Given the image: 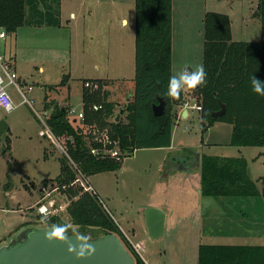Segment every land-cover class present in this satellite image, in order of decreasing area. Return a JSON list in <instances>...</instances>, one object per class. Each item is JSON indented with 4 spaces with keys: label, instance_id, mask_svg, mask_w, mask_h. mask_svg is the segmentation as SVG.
I'll use <instances>...</instances> for the list:
<instances>
[{
    "label": "rangeland",
    "instance_id": "1",
    "mask_svg": "<svg viewBox=\"0 0 264 264\" xmlns=\"http://www.w3.org/2000/svg\"><path fill=\"white\" fill-rule=\"evenodd\" d=\"M258 1L173 0L172 75L185 67L194 70L203 65L204 17L208 11L229 15L232 39L259 41L262 22L256 15ZM63 4L65 15L83 6V9L88 8V14L72 20L66 29L64 26L38 29L26 25L20 28L17 37L6 31L9 36L1 47L7 52L19 50L16 73L19 71L22 77L16 81L33 107L43 113L46 94L59 104L70 98L73 106L81 109L83 88L89 91L84 87L85 79L101 78L106 81L103 82L107 89L104 100L115 104L113 112L103 114V120L117 121V114L123 110L120 119L126 121L124 108L135 77V0H63ZM63 23L66 24L65 20ZM5 62L13 68L10 59ZM29 85L31 90H28ZM7 90L16 103L23 99L14 83L9 84ZM102 90L101 95H104ZM184 93V102L188 101L191 106L187 107L189 115L181 111L186 107L184 103L177 107L170 145L173 150L169 146L136 148L118 159L121 161L118 169L88 175L102 205L149 264H198V246L202 242L264 243V146L231 144L232 124L223 120L215 121L203 131L202 110L194 105L202 104L200 95L193 88H185ZM32 105L21 103L11 112L0 107V245L9 243L30 224L47 227L57 224L52 222L54 215H45V218L38 212L36 203L46 194L58 203H69L56 178L60 172V157L65 153L49 139L45 147L49 158H43L42 145L46 144L47 136H40L38 131L45 126ZM8 124H11L10 131ZM91 124L100 130L108 125ZM61 139L65 142L66 136ZM186 147L209 155L243 156L250 176L257 181L263 195L206 196L198 177L193 181L197 184L200 179L202 198L199 199L200 193L185 179L173 180V188L183 195L175 198V217L166 221L164 235L152 239L143 210L158 196L167 165L175 166V154L168 156L170 150L176 152ZM74 172L76 179L78 175ZM43 176L47 178H41ZM164 180L166 184L168 177ZM74 181L71 184L85 190L79 181ZM184 183L187 186L181 189ZM187 201L194 212L190 220L182 217L188 214ZM58 214L69 232L88 237L102 234L98 229H82L72 224L67 208Z\"/></svg>",
    "mask_w": 264,
    "mask_h": 264
},
{
    "label": "trees",
    "instance_id": "2",
    "mask_svg": "<svg viewBox=\"0 0 264 264\" xmlns=\"http://www.w3.org/2000/svg\"><path fill=\"white\" fill-rule=\"evenodd\" d=\"M258 10L262 22L259 41L232 39L229 15L217 11L206 12L203 43L206 82L193 88L202 102V130L208 129L217 120L230 122V143L237 146H264V96L253 92L251 86L253 75L264 81V0L258 1ZM61 24V0H0V26L10 34H15L26 25ZM172 24L173 0H135V77L134 87L128 94L124 108L127 110L126 121L103 120V114L113 112L115 106L112 101L104 100L106 91L104 95H101V90L93 93L83 91L86 121L109 124L112 136L118 139L125 155L136 148L168 147L172 144L177 107L184 103L185 98L184 89L176 97L167 94L169 77L172 75ZM94 80L106 82L101 78ZM159 96L166 98L167 106L162 115L156 116L153 104L158 102ZM221 102L226 104V112L214 117L212 113L220 109ZM91 103H103V108L90 110ZM67 107L54 106L47 121L57 136H66V149L72 159L88 175L118 169L121 166L118 159L99 158L90 153L82 130L67 116ZM74 170L68 155L61 156L60 172L56 178L62 192L69 198L67 213L70 222L82 229H98L102 234L117 233L135 257V264H148L102 205L97 194L71 184L75 179ZM200 177L202 193L206 196L263 195L257 181L250 176L243 156L203 153ZM52 222L62 224L64 221L59 214H55ZM198 264H264V244L202 242L198 246Z\"/></svg>",
    "mask_w": 264,
    "mask_h": 264
},
{
    "label": "water",
    "instance_id": "3",
    "mask_svg": "<svg viewBox=\"0 0 264 264\" xmlns=\"http://www.w3.org/2000/svg\"><path fill=\"white\" fill-rule=\"evenodd\" d=\"M256 15L260 16V12L257 11ZM166 106V98L159 96L158 102L153 104L154 114L162 115ZM122 112L117 114L115 120L120 119ZM187 112L185 109L183 115ZM225 112L226 104L221 102L220 109L213 111L212 115L218 117ZM200 165V154L196 151L193 170L200 171ZM143 213L149 236L152 239L163 236L167 221L163 206L148 205ZM50 228L36 225L24 227L9 243L0 245V264H135V257L115 232L88 237L91 250L86 249L84 255H78L74 245L78 244L76 237L80 233L66 232V239L61 240L45 235Z\"/></svg>",
    "mask_w": 264,
    "mask_h": 264
},
{
    "label": "built area",
    "instance_id": "4",
    "mask_svg": "<svg viewBox=\"0 0 264 264\" xmlns=\"http://www.w3.org/2000/svg\"><path fill=\"white\" fill-rule=\"evenodd\" d=\"M6 37H7V32L5 28L0 26V44L2 41L6 39ZM1 45H0V68H1L0 107L6 110V112H11L18 106V104L14 101L11 94L7 90V86L9 84L14 83L17 86V88L20 90L23 96L22 102L24 103L28 102L32 105V101L27 97L25 91L20 87L19 83L16 81V78H18L16 71L13 68H11L9 64H6L5 61L9 58H7L6 54L2 51ZM5 78L8 79L7 82ZM84 87L89 90L88 91L89 93H93L95 91L100 90L102 84L98 80L86 79L84 81ZM82 105L83 107L81 109H77L74 106L69 107L67 109V114L68 116L76 117L75 118L76 125H78L77 127L82 130V133L89 144L90 153L95 157H99V158L109 157V158L121 159L125 154L124 151L121 149L118 139L112 136L111 126L108 124L102 130H100L98 127H95L93 124L87 122L86 121L87 115H86V110L84 108V103H82ZM184 105L186 106V108L191 106L189 105L188 101L184 102ZM194 105H196L198 109L202 108L201 105H197V104ZM33 108L37 113V115L39 116L42 124L45 126V128H42L40 130V134L43 136H47L58 148L62 149V151L68 155L70 161L73 164L72 166L78 175L75 181H79L85 190L90 192H95L92 184L88 179V174L82 171L78 163L75 162L72 159V157L68 154L65 145L66 143L64 142V140H62L61 137L57 136L50 128L47 122V117L49 115L48 112L43 111V113H41L40 111L36 110L35 107ZM102 108H103V103H91L89 105V109L93 111L100 110ZM36 204L38 207V212L43 215H55L58 214L60 210L67 208L66 202L58 203L57 199L49 198L48 194H46L44 198L38 201ZM135 247L138 248V244H136Z\"/></svg>",
    "mask_w": 264,
    "mask_h": 264
},
{
    "label": "crops",
    "instance_id": "5",
    "mask_svg": "<svg viewBox=\"0 0 264 264\" xmlns=\"http://www.w3.org/2000/svg\"><path fill=\"white\" fill-rule=\"evenodd\" d=\"M84 7V6H83ZM83 7H80L79 8V10H78V8H77V10L76 9H71L66 15H68V16H66L65 14H64V4H63V0H61V20H62V24L60 25V26H47V25H42V26H35V27H38V29H41L40 27H45V26H47V27H61V26H64V29H66L68 26L70 27L71 25H70V23H72V20L73 21H75L76 19H77V17H79V18H85L86 17V15L88 14L87 13V9H83ZM91 10V9H90ZM65 16V17H64ZM63 20H65V23L66 24H64L63 23ZM124 21L126 22L127 21V19L126 18H124ZM64 24V25H63ZM22 27H24V26H22ZM31 27H33V26H31ZM21 28V27H20ZM20 28L17 30V32L15 33V37H17V34L20 32ZM63 29V30H64ZM38 31H40V30H38ZM43 31V30H42ZM41 32V31H40ZM67 34H68V32H67ZM8 34H7V37H6V39L4 40V41H2L1 42V44H2V46L3 45H5V43H6V41H7V39H8ZM0 44V45H1ZM17 49V48H16ZM2 51L6 54V57L7 58H9L10 60H11V63H12V66H13V69L15 70V71H17L16 69H18L17 68V66H16V62H17V65H19V63H20V60H17V57H19V50L17 49V51H15L14 50V52H7L6 51V49H5V47H2ZM9 55V56H8ZM19 59V58H18ZM41 68H43L42 66H41ZM17 75H18V77H22V74L20 73V75H19V71H18V73H17ZM98 78V77H97ZM25 83H27V82H25ZM103 83V82H102ZM103 86H104V88L102 87L101 88V90L104 92V90L106 91L107 89H106V87H105V84L103 83ZM21 87V86H20ZM32 89V86L31 85H29L28 86V90H31ZM25 91V90H24ZM83 91H84V88H83ZM21 93V92H20ZM22 94V93H21ZM50 97L48 96V94H46L45 96H44V101H43V111H47L48 112V114L50 115L51 114V111H52V108L54 107V106H56L57 104H59V101H54V99L52 98V100H50ZM54 101V102H53ZM50 102H53V104H50ZM21 103H24V102H22V100L20 99L18 102H17V104H18V106L21 104ZM46 103L47 104H49V106H46ZM82 103H83V96H82ZM59 105H67L68 107H67V109L69 108V107H71V106H73V104H72V102H71V100H70V98L68 99V98H66L61 104H59ZM50 107V108H49ZM49 108V109H48ZM185 109H187V114L186 115H189V110H188V108H186V107H183V108H181V111L182 112H184L185 111ZM35 111V110H34ZM6 112V111H5ZM36 113V112H35ZM36 115H37V113H36ZM49 115H48V117H49ZM67 116H68V114H67ZM48 117H47V120H48ZM74 123H75V125H76V122H75V118L76 117H74V116H68ZM37 118L39 119V121L41 122V120H40V118H39V116L37 115ZM48 122V121H47ZM42 123V122H41ZM7 124V123H6ZM11 124H8V131H10V129H11V126H10ZM42 128H40L39 129V131H38V134L40 135V136H42L43 137V135H41L40 134V130H41ZM46 140H47V142H46V144H43L42 145V152H43V158L46 160L47 158H49V157H47V154H46V152H45V147L46 146H48V144H49V138L47 137L46 138ZM51 140V139H50ZM172 146V145H171ZM171 146H169L168 148L169 149H171V150H173L172 149V147ZM189 149H191V148H187L186 147V149H180V150H176V152H174V151H171L170 150V152L168 153V156H170V154H175L174 156V158H175V166H171V164L169 163L168 165H167V170L164 172V174H163V182L162 183H160V187H162V188H159V193H158V196L155 198V200H153V201H150V202H148V205H159V206H163V208L166 210V212H167V222H170V221H172V218L173 217H175V212H176V208H175V205L176 204H174V202H175V198L176 197H180L181 195H183V193H181V192H178L175 188H173V184H175V183H172V181L173 180H178V181H181V179H185L187 182V184L188 183H190L191 185H192V187H194L199 193H200V196H199V199L200 198H202V194H201V189H200V186L198 185L199 184V182H200V179L197 181V184H196V181H193L194 179H196V178H200V172L199 171H195V170H193V168L192 167H195V152L197 151L199 154H200V164H201V159H202V155H203V152L201 151L200 152V150H194V149H192V150H189ZM60 162V161H59ZM190 167V169H188ZM27 175H30V174H27ZM58 175V174H57ZM56 175V176H57ZM32 176H34V175H32ZM168 177V181H167V183L165 184V180H164V178H167ZM34 178H36V176H34ZM41 178H43V179H45V178H47V177H41ZM186 183H184L182 186H181V189L182 188H184V185H186ZM172 184V188L170 189V185ZM187 186V185H186ZM188 203H189V201H187L186 202V207H187V209L186 210H188L187 212H188V214H182V217H183V219H191V217H192V213H194L193 212V210L191 209V207L189 208L187 205H188ZM175 220H176V218L174 219V222H175ZM30 225H32V224H30ZM26 227V226H25ZM200 244V243H199ZM262 244H264V243H262ZM147 263H148V261H147ZM149 264V263H148Z\"/></svg>",
    "mask_w": 264,
    "mask_h": 264
},
{
    "label": "clouds",
    "instance_id": "6",
    "mask_svg": "<svg viewBox=\"0 0 264 264\" xmlns=\"http://www.w3.org/2000/svg\"><path fill=\"white\" fill-rule=\"evenodd\" d=\"M206 72L204 66L198 65L194 70H190L188 67H185L183 70L179 71L175 75L169 77L167 94L169 96H179L181 91L185 88H195L198 84L203 85L206 80ZM252 91L257 93L260 96H264V81L260 80L256 76L251 78ZM66 226L62 224H53L49 231L45 235L49 238L57 237L61 240L66 239ZM78 244L74 245L77 249L78 255H84L85 250H91L92 245L88 243L89 238L87 235L79 234L76 237Z\"/></svg>",
    "mask_w": 264,
    "mask_h": 264
}]
</instances>
